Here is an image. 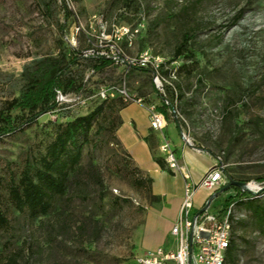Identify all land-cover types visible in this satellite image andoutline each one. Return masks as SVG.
<instances>
[{"label": "rangeland", "instance_id": "rangeland-1", "mask_svg": "<svg viewBox=\"0 0 264 264\" xmlns=\"http://www.w3.org/2000/svg\"><path fill=\"white\" fill-rule=\"evenodd\" d=\"M193 1L176 0L171 9L167 0H137L131 7L120 0H0V109L20 95L25 69L56 55L62 42L69 50L95 48L104 32L100 20L106 34L113 23L132 30L142 25L133 44L122 43V50L130 56L147 50L164 63L171 60L185 28L194 20L202 24L196 58L167 65L187 68L175 74L176 79L165 76V93L157 90L147 71L134 70L125 77L122 67L96 71L83 59L71 71L85 88L73 94L70 103L32 125L20 123L26 115L16 113L19 129L0 136V199L10 221L0 229V264H137L143 255L140 226L158 200L146 187L134 185L133 166L128 167L105 121L106 129L94 134L84 150L79 181L51 214L30 220L7 198L10 180L27 161L45 152L55 126L85 116L106 101L99 95L103 88L115 93L108 100L122 98L117 90L126 85L132 98H142L147 105L173 101L166 137L185 142L182 129L194 146L222 156L230 176L264 201L259 180L264 177V0H200L190 18L170 19L171 10L177 14ZM64 5L71 12L68 19ZM234 195L233 190L221 193L210 211L221 210ZM234 215L244 222L237 228L244 238L237 264H264L259 223L244 206L235 205Z\"/></svg>", "mask_w": 264, "mask_h": 264}, {"label": "trees", "instance_id": "trees-1", "mask_svg": "<svg viewBox=\"0 0 264 264\" xmlns=\"http://www.w3.org/2000/svg\"><path fill=\"white\" fill-rule=\"evenodd\" d=\"M120 1L127 7H131L137 2V0ZM175 1L167 0L170 8L175 4ZM199 1L196 0L183 6L177 14L171 8L168 14L170 19L177 18L182 21L185 18H190L197 10ZM63 8L65 17L68 19L71 12L66 5ZM201 25V22L194 20L191 25L185 28L181 34V39L175 46L171 60L164 63V67L168 64L177 63L179 60L192 61L196 58L195 40L202 31ZM80 54V50L74 48L69 50L64 47L62 42L56 55H46L33 66L25 69L22 74L23 86L20 95L6 101L0 109V136L11 135L19 129L16 113L26 115V117L22 116L20 123L32 125L42 115L53 113L60 106L57 104L58 91L64 95L83 92L85 87L82 80H78L71 71V68L79 64L81 60L85 59V61L92 63L96 71H103L113 66L121 67L105 59L82 58ZM186 68L187 65L182 64L175 69H165L162 73L164 76L169 77L176 70L175 74L179 75ZM131 73L133 71L125 77H128ZM180 97H182V94ZM130 104L124 101L123 98L106 100L87 115L55 126L54 137L47 144L45 152L38 159L27 161L20 174L13 177L8 183L6 192L10 205L30 220H37L51 214L58 203L68 196L72 185L79 181L84 150L91 144L94 134L98 135L106 129L102 126V122L105 121V124H109L107 130L112 136V141L122 148L116 134L122 125L121 112ZM173 107V101L163 99L157 109L165 114L166 120H169L168 110ZM146 142L150 147L153 159L159 167L171 173L172 171L168 169L163 156L157 154L159 141L153 130L146 138ZM197 148L203 150L200 147ZM124 153L127 158L126 162L129 164L128 167L133 166V168L131 167V175L134 185L137 188L146 187L153 196L152 178L135 167L129 155L125 151ZM214 156L218 155L214 154ZM226 175L227 180L230 178L239 181L230 176L227 170ZM259 180L264 186V177ZM228 184L227 182L220 191ZM229 190H233L235 195L226 199L222 211L233 203L236 206H244L251 213L252 218L259 223L261 231L264 232V201L251 192L243 191L236 186H231L225 192ZM263 194L264 188L260 195ZM154 199L158 200L156 197ZM9 224L10 221L0 199V229L5 230ZM242 226H244L243 220H233L230 247L227 250L225 264H237L239 260L240 243L242 240L244 241V238L237 233V228Z\"/></svg>", "mask_w": 264, "mask_h": 264}, {"label": "built area", "instance_id": "built-area-1", "mask_svg": "<svg viewBox=\"0 0 264 264\" xmlns=\"http://www.w3.org/2000/svg\"><path fill=\"white\" fill-rule=\"evenodd\" d=\"M100 24L104 28L100 42L95 48L81 52L80 57L111 61L124 69L125 76L134 70L147 71L151 74L157 90L165 93L163 82L166 83L167 80L162 72L168 67L163 66V60L152 56L147 50L130 56L121 48V44L124 42L132 45L143 26L132 30L128 26H118L113 23L110 34H106V27L102 20H100ZM72 44L74 47L76 46V42H72ZM170 78L176 79L175 73H171ZM170 85L172 86V84ZM112 91L113 89L103 88L99 95L104 100H108L115 97V93ZM117 92L126 102L144 104L142 98L136 99L129 95L126 85ZM72 97V95H64L58 91L57 104L70 103ZM147 109L150 128L159 133L161 137L159 150L168 169L184 173V168L179 163L174 147L164 133L168 124L165 114L159 111L156 105H149ZM175 117L177 118L176 113ZM181 136L187 145L194 146L182 129ZM215 160V167L207 172L197 186L190 182L185 184L181 214L171 229V234L175 239V248L167 250L160 247L146 252L137 259V264H225L227 250L230 247L235 204H231L223 211L222 209L215 212L210 211L209 199L227 183L226 166L222 156H215ZM185 177L189 179L187 174ZM198 188L206 190L209 193V199L200 209H195V194Z\"/></svg>", "mask_w": 264, "mask_h": 264}, {"label": "crops", "instance_id": "crops-1", "mask_svg": "<svg viewBox=\"0 0 264 264\" xmlns=\"http://www.w3.org/2000/svg\"><path fill=\"white\" fill-rule=\"evenodd\" d=\"M148 106L145 103L143 105L131 103L124 109L121 112L122 125L116 134L122 149L129 155L134 166L152 178V194L158 199L156 205H150L144 216V222L140 226L143 254L160 247L167 250L175 248V239L170 242L169 237L172 236L171 229L181 214L185 184L190 182L197 186L207 172L216 165L213 153L176 140L171 143L179 163L184 168V173L173 171L168 173L162 170L153 159L146 142V138L152 132ZM155 133L160 145L161 137L159 133ZM185 174L189 176V179L185 177ZM208 199L209 193L198 188L195 194V209H200Z\"/></svg>", "mask_w": 264, "mask_h": 264}, {"label": "water", "instance_id": "water-1", "mask_svg": "<svg viewBox=\"0 0 264 264\" xmlns=\"http://www.w3.org/2000/svg\"><path fill=\"white\" fill-rule=\"evenodd\" d=\"M227 182L229 183L228 185H226L221 191L217 192L216 194H214L213 196H211V198L208 201V206L211 205L212 201L218 197L221 193L225 192L226 190H228L231 186H236L239 187L240 189H242L243 191H248V192H252L247 184L243 183V182H239V181H235L233 179L228 178Z\"/></svg>", "mask_w": 264, "mask_h": 264}, {"label": "bare ground", "instance_id": "bare-ground-1", "mask_svg": "<svg viewBox=\"0 0 264 264\" xmlns=\"http://www.w3.org/2000/svg\"><path fill=\"white\" fill-rule=\"evenodd\" d=\"M251 189H253L252 187H250Z\"/></svg>", "mask_w": 264, "mask_h": 264}]
</instances>
